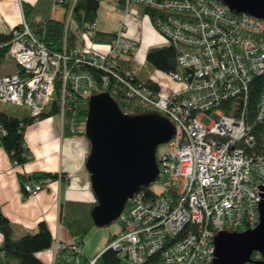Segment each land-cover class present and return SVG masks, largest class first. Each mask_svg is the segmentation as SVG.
Returning a JSON list of instances; mask_svg holds the SVG:
<instances>
[{
    "label": "built area",
    "instance_id": "built-area-1",
    "mask_svg": "<svg viewBox=\"0 0 264 264\" xmlns=\"http://www.w3.org/2000/svg\"><path fill=\"white\" fill-rule=\"evenodd\" d=\"M121 1L123 21L104 44L96 41L97 21L79 28L71 7L66 37L73 30L80 43L71 51H50L24 17L21 27L12 31L2 65L11 61L16 69L0 75V104L26 107L30 117L39 120L52 106L59 80L62 124L72 134L85 132L87 118L83 120L78 102L93 95L97 82L82 66L112 73L123 85L127 102L136 99L156 110L174 124L176 132L158 157L162 193L134 195L120 218L122 230L107 249L129 264H146L152 257H159V264H212L219 232H243L260 223L264 90L256 113L263 128L260 138L247 122L245 102L252 79L264 74V21L232 12L217 0ZM128 17L148 18L157 33L180 48L179 70L167 75L181 83V89L161 95L117 64L116 58L134 56L140 45L126 33ZM103 83H110L108 76ZM121 111L132 115L127 105ZM205 117L212 121L209 126L202 123ZM23 190L31 198L43 186L26 183ZM51 250L53 264L64 251L74 264H96L103 253L85 258L77 241H55Z\"/></svg>",
    "mask_w": 264,
    "mask_h": 264
},
{
    "label": "trees",
    "instance_id": "trees-1",
    "mask_svg": "<svg viewBox=\"0 0 264 264\" xmlns=\"http://www.w3.org/2000/svg\"><path fill=\"white\" fill-rule=\"evenodd\" d=\"M60 1H62V3ZM217 1L222 2V0ZM54 4H60L66 9L62 20L54 19L52 16ZM116 4L122 11V1L116 0ZM71 7H73V23L79 28L85 29L88 24L96 21L100 9V0H39L36 4H23L24 17L29 28L38 41L44 44L52 52H62L65 49L71 51L80 46L79 39L73 30H69L66 37V21ZM20 27L21 26L16 29ZM12 34V32L9 34L0 33V75L2 74V65L9 54ZM112 38V34L99 31L96 41L99 43H109ZM180 53V48L169 43L165 46L149 49L146 61L156 69L168 74L179 70L177 60ZM132 57L133 55L128 58H116L115 60L117 61V64L121 66L122 70L131 71L133 73L135 81L145 84L155 92H159L160 88L153 79H149L145 82L139 81L138 76L134 73L132 68ZM82 69L95 76L97 88L93 90V95L103 92L109 93L120 109L125 105L129 106L132 115L159 113L139 100L134 99L127 102L126 92L123 85L117 81L112 73L87 64L83 65ZM104 76H108L110 79L108 85L103 83ZM263 90L264 74L255 76L249 86L248 96L245 102L247 122L253 128L252 133L258 138H260L259 133L263 128L257 121L256 113ZM60 98L61 83L58 80L56 82L53 104L47 112L45 111L42 113L39 119L59 115ZM89 100L90 98H84L83 100L81 98L78 102L82 104V110L80 113L83 120L87 118L89 114ZM226 112L227 114L232 115L229 111ZM34 121L37 120L32 119L30 114L18 118L11 116L4 111H0V146L6 150L12 163L16 166H24L32 160V153L26 145L24 135L26 127ZM64 129L67 134L86 137L84 131L72 134L68 126H65ZM158 157L159 154L157 153V158ZM20 179L24 188L26 183H37L43 186V181L54 182L64 180L65 176L59 174L36 173L30 176L20 175ZM142 191L145 192L147 197H154L157 195L153 190V185L150 187H144ZM96 205L97 202H94L93 204L81 202H65L61 204V222L68 228L74 241H77L81 248L84 244L85 237L89 234L91 229L97 227L92 217V211ZM130 205L131 203L128 202L125 212L128 211ZM0 232L4 237L3 246L0 248V264H43L38 257V253L50 250L53 244L51 232L44 222L39 224L36 233L27 234L16 239L14 237V228L8 218L4 216L1 209ZM114 237L109 240V244ZM107 247L98 258L96 264H129L126 260L119 258L114 250L107 249ZM70 257L71 256H69L67 251L61 252L57 257L55 264H74ZM251 259L253 261H259L261 255L255 252ZM146 264H159V257H152Z\"/></svg>",
    "mask_w": 264,
    "mask_h": 264
},
{
    "label": "water",
    "instance_id": "water-1",
    "mask_svg": "<svg viewBox=\"0 0 264 264\" xmlns=\"http://www.w3.org/2000/svg\"><path fill=\"white\" fill-rule=\"evenodd\" d=\"M237 14L264 21V0H222ZM174 124L160 113L125 115L107 92L92 95L86 119L90 145L86 167L97 205L92 217L97 227L119 220L127 203L159 177L158 149L175 135ZM260 223L243 232H219L212 264H264V200ZM261 255L253 261L252 255Z\"/></svg>",
    "mask_w": 264,
    "mask_h": 264
},
{
    "label": "crops",
    "instance_id": "crops-1",
    "mask_svg": "<svg viewBox=\"0 0 264 264\" xmlns=\"http://www.w3.org/2000/svg\"><path fill=\"white\" fill-rule=\"evenodd\" d=\"M38 1L2 0L0 3V33L9 34L21 26L24 19L23 4H36ZM148 23L152 26L150 21ZM126 24L128 36L137 39L140 44L144 42L147 46H151L150 40L143 35V28L146 29L147 26L142 18L128 17ZM102 25L100 32L103 33L113 35L119 30L108 28L103 20ZM155 83L160 88L158 93L161 95L173 92V89H167L165 94H162L160 84L158 81ZM0 111L18 118L29 115L27 108L19 106H15V109L0 107ZM24 138L32 153V160L24 166L14 165L9 154L0 146V209L13 226L16 239L36 233L39 224L44 222L51 232L53 242L61 241L71 244L74 238L60 219L61 204L65 202L93 204L96 202L91 176L86 167L90 152L89 142L85 136L67 134L59 115L34 121L26 127ZM36 173L59 174L65 176V179L54 182L43 181V190L36 196L27 198L20 175L30 176ZM3 242L4 237L0 232V248ZM83 252L85 258H89L88 250H83ZM38 257L43 264H53L55 261L51 249L38 253Z\"/></svg>",
    "mask_w": 264,
    "mask_h": 264
},
{
    "label": "rangeland",
    "instance_id": "rangeland-1",
    "mask_svg": "<svg viewBox=\"0 0 264 264\" xmlns=\"http://www.w3.org/2000/svg\"><path fill=\"white\" fill-rule=\"evenodd\" d=\"M65 10L66 9L63 8L60 4H55L53 10L54 19H63ZM123 16L124 15L122 11L116 6V0H100V9L96 19L99 25V31H101L100 27L103 28L102 20L107 23L108 28L117 31L119 29L118 27H120V22L122 21ZM142 21H144L147 26L146 29L143 28V35L146 36V39L150 40L149 43L151 46H147L144 42L139 45L137 53L131 58V64L134 73L138 76V79L141 82H145L149 79H153L155 82L158 81L161 86L162 94H165V91L167 89H173V91L181 89V83L173 81L166 73L156 69L146 61V56L149 49L168 45L169 42L159 33H157V31L150 25V23H148V18L143 17ZM73 27L74 24L72 23V29ZM15 69V64L9 61L5 64V66H2L1 73L9 74L15 71ZM0 107H2L3 109H15V106L12 105L0 104ZM22 108L26 109V107ZM211 122L212 121L210 118L205 117L202 119V123L206 126H209ZM165 149V145L160 146V148L158 149V154L161 155ZM153 190L157 194H161L163 191L162 182L157 180L153 184ZM121 230L122 226L120 219L107 227H93L84 239L82 250H88L89 258L96 257L100 252H102L104 248L108 246L109 240L112 237L118 235Z\"/></svg>",
    "mask_w": 264,
    "mask_h": 264
}]
</instances>
